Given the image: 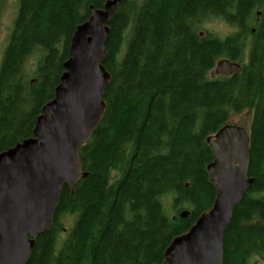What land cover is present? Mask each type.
<instances>
[{"label":"trees","instance_id":"1","mask_svg":"<svg viewBox=\"0 0 264 264\" xmlns=\"http://www.w3.org/2000/svg\"><path fill=\"white\" fill-rule=\"evenodd\" d=\"M105 1L18 0L0 62V152L32 136L75 28L91 4L102 8ZM211 19L233 31L199 35ZM105 51L106 109L80 148L87 176L73 192L63 185L52 226L37 237L26 264H160L169 242L215 198L206 138L245 111L252 113L253 182L224 231L223 264H257L251 258L264 257V0H119ZM224 58L241 71L210 78ZM169 196L176 214L185 208L188 218L167 215ZM64 215L73 222L57 247Z\"/></svg>","mask_w":264,"mask_h":264},{"label":"water","instance_id":"2","mask_svg":"<svg viewBox=\"0 0 264 264\" xmlns=\"http://www.w3.org/2000/svg\"><path fill=\"white\" fill-rule=\"evenodd\" d=\"M118 1L90 6L88 19L71 37L64 71L32 136L0 152V264L27 263L37 237L52 226L63 185L73 192L87 176L80 148L106 109L103 93L111 75L103 65L105 42ZM240 71V63L225 58L214 67L220 76ZM206 143L213 156L206 170L215 198L208 211L169 242L160 264H223L224 231L253 182L248 176L249 136L246 127L226 124ZM179 216L188 218L190 212L182 210Z\"/></svg>","mask_w":264,"mask_h":264},{"label":"rangeland","instance_id":"3","mask_svg":"<svg viewBox=\"0 0 264 264\" xmlns=\"http://www.w3.org/2000/svg\"><path fill=\"white\" fill-rule=\"evenodd\" d=\"M18 8V0H0V62L3 55V52L7 46L8 39L12 30L13 22L17 13ZM200 27L197 29L199 30ZM233 29L228 26L226 23H224L222 20L218 19H211L206 21L201 26V31H199L202 35H213L216 37H224L225 35L231 33ZM202 32V33H201ZM249 44V42H248ZM248 47V46H247ZM248 49H246L247 51ZM246 61V54L244 53V56L242 58V62L244 63ZM28 62L31 64V68H34L35 66V56H31L28 59ZM210 78H215L217 75L214 73V68L209 73ZM33 77L30 76V79ZM252 113L250 111L242 112L238 115H230L229 123L232 125H238L242 127L249 128L250 121H251ZM118 176V173H114L113 177L116 178ZM171 198L166 197L163 200V203L165 205V211L169 217L175 216L176 214V208L171 207ZM185 209V208H182ZM181 209V210H182ZM179 210V211H181ZM178 211V212H179ZM73 219L70 216H62L60 219V231L57 233V244L56 246L59 247V245L64 240L67 230L72 226ZM251 262H256L257 264H264V257H252Z\"/></svg>","mask_w":264,"mask_h":264},{"label":"bare ground","instance_id":"4","mask_svg":"<svg viewBox=\"0 0 264 264\" xmlns=\"http://www.w3.org/2000/svg\"><path fill=\"white\" fill-rule=\"evenodd\" d=\"M118 2H119V1H118ZM118 2H117V3H118ZM91 6H92V4H91ZM89 10H90V6H89ZM260 10H261V9H260ZM260 10H257L256 13H255V15H256V16H255V17H256L255 19H257V20H258L259 17H260V12H261ZM254 12H255V11H254ZM89 13H90V11H89ZM89 15H90V14H89ZM88 17H89V16H88ZM87 19H88V18H87ZM87 19H86V20H87ZM248 19H249V18H248ZM245 23H246V22H245ZM190 26H192V25H190ZM192 28H193V27H192ZM194 28H195V27H194ZM260 28H261V27H260ZM75 29H76V28H75ZM74 31H75V30H74ZM201 33H202V32H201ZM199 35H201V34L199 33ZM246 35H247V34H246ZM245 37H246V36H245ZM243 38H244V37H243ZM174 44H175V43H174ZM228 48H229V47H228ZM207 50H208V49H207ZM215 54H216V53H215ZM196 93H197V92H196ZM262 198H263V197H262ZM260 200H261V199H260ZM100 215H101V214H100Z\"/></svg>","mask_w":264,"mask_h":264}]
</instances>
